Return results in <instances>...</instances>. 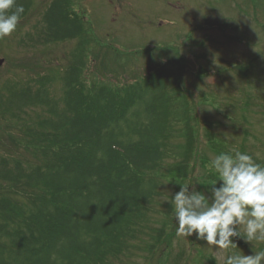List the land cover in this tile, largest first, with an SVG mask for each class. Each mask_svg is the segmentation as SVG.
Returning <instances> with one entry per match:
<instances>
[{
    "label": "rangeland",
    "instance_id": "1",
    "mask_svg": "<svg viewBox=\"0 0 264 264\" xmlns=\"http://www.w3.org/2000/svg\"><path fill=\"white\" fill-rule=\"evenodd\" d=\"M25 1L26 15L0 39V159L16 160L22 168L54 166L45 160L51 145L41 140L54 132L39 127L48 114L30 94L41 89L50 105L58 101L60 82L71 69L80 70L81 95L92 84L95 91L118 93L159 74L162 102L156 109L165 115L151 125L168 131L171 148L148 210L123 220L126 236L106 264H216L213 256L219 254L206 242L177 235L165 200L180 190L177 183L216 179L209 165L221 152H247L264 164V0H69L66 16L82 22L76 26L80 34L50 41L43 16L54 0ZM135 117L128 120L129 132L122 125L123 141L140 135L143 125ZM208 187L197 184L205 194ZM174 230L161 257L160 232L167 237ZM236 242L235 251L252 254L250 244ZM252 247L259 250L264 243L254 241Z\"/></svg>",
    "mask_w": 264,
    "mask_h": 264
},
{
    "label": "trees",
    "instance_id": "2",
    "mask_svg": "<svg viewBox=\"0 0 264 264\" xmlns=\"http://www.w3.org/2000/svg\"><path fill=\"white\" fill-rule=\"evenodd\" d=\"M68 1L54 0L43 16L49 41L80 34L77 27L82 28V22L66 16ZM16 2L26 15L29 2ZM75 59L79 63L81 56ZM79 74L78 68L67 73L60 82L62 96L51 105L41 89L30 94L48 114L39 127L54 132L41 139L51 145L45 160L52 161L53 168H22L16 160L0 159L4 179L0 182V264H106L117 252V242L126 236L123 220L130 222L139 209L146 210L156 195L162 160L171 148L168 131L153 130L151 125L165 115L156 109L162 102L159 74L118 93L104 87L95 91L92 84L82 95ZM42 83L37 85L43 89ZM134 115L143 128L136 140L123 141L121 127L126 125L129 132L128 120ZM173 170L189 173L181 167ZM160 234L162 257L175 230L167 237Z\"/></svg>",
    "mask_w": 264,
    "mask_h": 264
},
{
    "label": "clouds",
    "instance_id": "3",
    "mask_svg": "<svg viewBox=\"0 0 264 264\" xmlns=\"http://www.w3.org/2000/svg\"><path fill=\"white\" fill-rule=\"evenodd\" d=\"M25 9L16 0H0V39L17 28ZM216 179L177 183L180 190L169 192L176 233L206 242L216 264H264V248L255 250L253 242L264 243V164L239 150L221 152L211 159ZM206 185L208 194L197 190ZM218 185V186H217ZM237 239L250 244L252 254L238 248Z\"/></svg>",
    "mask_w": 264,
    "mask_h": 264
}]
</instances>
